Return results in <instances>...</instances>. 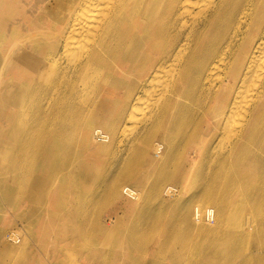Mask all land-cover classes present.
Segmentation results:
<instances>
[{
	"label": "bare ground",
	"instance_id": "1",
	"mask_svg": "<svg viewBox=\"0 0 264 264\" xmlns=\"http://www.w3.org/2000/svg\"><path fill=\"white\" fill-rule=\"evenodd\" d=\"M15 3L0 0V205H12L15 193L23 198L28 186L15 189L3 171L22 181L25 160L38 154L36 167L42 168L55 147H62V157L65 144L75 141L88 144L89 156L96 158L104 147L100 143L112 146L121 128L136 124L129 139L115 148L109 173L119 197L128 182L135 186L137 179L149 178L142 202L146 207L138 217L144 231L133 225L128 234L146 242L152 235L164 239L158 245L149 240L145 253L125 249L126 254L134 260L150 255V264H166L168 258L167 264H251L252 253L245 246L218 257L217 242L243 244L253 237L251 221L264 222V0H50L44 11L33 17L21 14L7 26L16 15ZM25 40L28 50L17 51ZM63 56L71 69L57 71L54 66ZM49 71L55 79L43 81L42 72ZM89 101L100 108L91 109ZM143 102L149 108L137 117ZM21 115L28 122L25 130L17 126ZM99 116L113 131L104 132L101 140L95 136L103 129ZM9 140L17 146L11 149ZM213 143H221L220 150ZM185 147L194 156H181ZM152 149L160 151L158 159L151 156ZM63 162L69 163L72 183L60 185L65 196L66 190L81 186L73 179L87 173L81 161L80 168ZM41 179L36 177L31 187L40 200L27 198L23 211L57 200L53 192L37 195ZM182 189L185 194L174 201L164 198L169 190L179 194ZM1 206L2 243L9 219ZM124 215L129 221L118 215L119 228L131 220V213ZM96 217L92 226L98 230L90 233V216L83 222L75 215L70 223L69 217L59 221L33 213L34 242L41 251L44 242L53 245L46 264L72 262L74 253L83 254V242L101 249L100 234L117 227ZM49 218L59 227L50 234L42 223ZM255 238L264 246V225ZM8 247L0 250V264ZM29 257L20 264H34ZM218 258L223 260L212 262Z\"/></svg>",
	"mask_w": 264,
	"mask_h": 264
},
{
	"label": "rangeland",
	"instance_id": "2",
	"mask_svg": "<svg viewBox=\"0 0 264 264\" xmlns=\"http://www.w3.org/2000/svg\"><path fill=\"white\" fill-rule=\"evenodd\" d=\"M50 2V0H16L14 9L17 11L15 16H11L8 19L7 26L10 25V22L12 20L18 21L21 18V14H25L27 16L33 17L36 12H42L45 9V6ZM1 19V18H0ZM10 21V22H9ZM19 23V22H18ZM23 28V29H22ZM19 29H22V33L24 34V25L23 21L21 20V23H19ZM28 41L25 40L24 43L21 45V47L17 48V51L20 50H28L27 46ZM3 46L0 45V48ZM11 47V46H8ZM16 51V52H17ZM65 56H63L60 59L59 65L54 66L55 70L57 71H66L71 69V62L67 59H64ZM54 69V68H53ZM56 75L52 74L51 71L47 75L42 72L41 79L43 81H52L55 79ZM86 100L84 101V103ZM90 108L95 110L96 108H100V104L95 101V103H92L89 101ZM149 105L141 103L139 107L137 108V117L143 116L148 110ZM32 110V109H31ZM101 116L98 117V122ZM96 117H91V120H95ZM17 126L20 130H25L28 127V122L24 120L23 115L19 117L17 120ZM100 123V122H99ZM103 129H100L97 131V135L99 139L101 140L103 133L106 134H112L113 131L110 133L109 129L105 127L102 123ZM136 130V124L127 126L125 129L121 128L117 136L115 138V143H112V146L109 143H100L101 146H104L103 148H100L96 158L90 157L88 152V144L83 145V143H66L65 151L67 154L60 157L62 152V147L57 146L54 149V154L50 153L49 157L50 161H47L46 163L42 164V168H37L36 165L38 164L36 161H40V157L38 154H35L30 157L29 162L25 160V169L22 175L23 180L21 178L12 179L9 175V171H3V174H7V182L10 183L12 187L15 189L19 186V184H22L23 187L28 184L27 187H25L24 190V197L21 198L18 193H15L11 199L12 205L9 206V202L6 201L3 206L2 211L3 214L9 219V225L5 227L2 230V233H4V239L2 243L0 244V250L2 251V247L4 245L11 246V249L9 252H3L1 256H3V259H5L4 264H11L14 261V264H20L23 262L28 256L31 263L34 264H46L49 263V256H50V248L53 246L49 245L47 242H44V247L42 248V251L40 250V243L34 242L33 235L36 234V223L32 220L33 213L41 215V216H56L59 218V221H62V218L69 217L70 223H73L74 220L72 219L75 215H78L81 217V220L83 222L85 221L86 217L90 216V223L91 227L89 229L90 233H95L98 230V227L92 226L93 221V215H97L96 219L99 220L102 224H105L107 227L116 226V230L110 232L109 234H100V248L97 250V246L95 244L89 243L91 246L95 247V249L86 247V243L83 242L85 247H82L81 250L83 251V254L79 255V253H74L73 257L74 259L72 262H69L67 264H150L151 256L149 255L148 259L144 258H138L135 262L134 257L131 255L129 256L126 254V250H130L133 254H137L140 250L142 253H145L149 250L150 242L158 243L161 239H164L162 236L152 235V237L146 242L143 240L142 236H129L130 227L135 226L136 229L139 231H144V224L141 218H138L142 216L145 210V205H142V202H144L145 194L149 192L150 186L146 183L149 178L146 176L140 179H137L135 181V186H131L130 183H127V186L122 190L123 196L119 197V190L114 189V178L112 179L109 171L110 166L112 165L110 162L113 159V157L116 154V147L119 144L120 141L129 139V137L133 134V132ZM103 131V132H102ZM96 132V131H95ZM14 139H15V133H13ZM104 136V135H103ZM13 139V142H14ZM45 139V137H44ZM10 141V140H9ZM7 143L8 146L13 149V147L17 146L18 143ZM123 145V143H122ZM213 146H217L220 150V146H222L221 143H213ZM99 148V146H98ZM97 148V149H98ZM186 149V150H185ZM102 150V151H101ZM185 152H184V151ZM183 150H181L183 153H180L181 156H187L192 157L195 153L190 150L189 147H185ZM160 151L152 149L151 150V156L154 159H158L156 155L160 156ZM153 154V155H152ZM190 155V156H189ZM63 161L73 162L74 164H78V162H83L84 167L86 166L85 172L87 175L83 174V177L80 178V180L73 179L74 184H81L80 187L77 189L74 187V190L71 191L70 189L67 191L65 188L63 190H66V195L64 196L61 192V184L71 186L72 183L70 181V171L67 169L69 166V163H65ZM27 162V163H26ZM62 162V163H59ZM80 164H78L79 167ZM52 166V167H51ZM53 169H56L55 172H51ZM80 168V167H79ZM51 172V173H50ZM139 172H142L140 169ZM40 175V176H38ZM30 177H34L30 179ZM36 177H41L42 179V186L40 193L37 195H49L52 192L55 194L58 191V197L57 200L53 201H45L43 202V205L37 207L36 211H32L30 209H26L23 211V208L26 207V199H32L31 201L38 202L40 200L34 193V191L31 189L34 184V179ZM187 179L184 180V185H187ZM3 181V180H2ZM2 181L0 182V186L2 184ZM79 181V182H78ZM73 184V185H74ZM101 186L102 189L98 190L97 186ZM146 192H143L145 191ZM33 193H32V192ZM68 194V195H67ZM184 189L177 194L173 190H169L165 193L164 198H167L168 201L172 202L175 200L176 196L184 195ZM173 195V196H172ZM67 197V202H65ZM149 197V195H148ZM169 197V198H168ZM78 199V200H76ZM69 200V201H68ZM17 201V204L15 203ZM59 201L61 203L66 204V207L62 206V204L57 205V202ZM71 201V202H70ZM19 202V203H18ZM73 202V203H72ZM15 203V204H14ZM149 203V200H148ZM13 206V207H12ZM17 207V208H16ZM65 209H64V208ZM70 208L71 211L66 210V208ZM77 209V210H76ZM23 211V212H22ZM131 213V220L128 224L123 225L122 228H119L120 222L117 219V216L119 215L120 219H125L128 223V216L126 217L124 213ZM22 213V214H21ZM262 214V213H261ZM264 214V212H263ZM123 215V217H122ZM122 217V218H121ZM210 225L212 224L213 218H209L207 220ZM45 229L48 234H50L51 231H55L57 226H54L56 223L54 219L49 218V221H43ZM214 223V221H213ZM253 225H250L251 230H249V233L251 231V235L253 237L249 241H246L243 244L237 243L234 244L232 247L227 246L228 241H219L217 242L218 247L221 250H218V257H223L222 252L228 251V249L236 250L238 248H241L242 246H245V248H248V250L252 253L251 258V264H257L258 259H260L261 264H264V246H262L261 242L257 241L255 238L256 230L259 228V226H263L264 222H261L260 220H253L251 221ZM137 225V226H136ZM6 230V231H5ZM15 231V232H14ZM17 233V234H16ZM25 233V234H23ZM42 231L40 232V234ZM13 234L16 235L17 241H13ZM23 236V237H22ZM27 236V237H26ZM31 238H30V237ZM149 237V235H148ZM42 236L36 237L37 241L41 239ZM7 243V244H6ZM14 243V244H13ZM39 248H38V246ZM152 244V243H151ZM37 247H36V246ZM158 245V244H156ZM14 246V247H12ZM18 246V247H17ZM65 246V244H64ZM36 247V248H35ZM224 248V249H223ZM34 250V252L31 254V252ZM93 250H97L95 254L90 255L93 253ZM74 249L72 248V252ZM35 254V255H34ZM104 256H103V255ZM5 255V256H4ZM13 255V256H12ZM22 255V256H21ZM24 255V256H23ZM102 255V256H101ZM24 257V259H23ZM127 258V260H126ZM104 259V260H102ZM130 260V262L128 261ZM230 259V258H229ZM115 260V261H114ZM223 259L218 258L217 260L212 259V262H221ZM101 261V263H100ZM140 263H139V262ZM148 261V262H147ZM170 259H166L165 263H169ZM233 263H236L233 261Z\"/></svg>",
	"mask_w": 264,
	"mask_h": 264
},
{
	"label": "crops",
	"instance_id": "3",
	"mask_svg": "<svg viewBox=\"0 0 264 264\" xmlns=\"http://www.w3.org/2000/svg\"><path fill=\"white\" fill-rule=\"evenodd\" d=\"M54 196H57L58 197V191L55 193V195Z\"/></svg>",
	"mask_w": 264,
	"mask_h": 264
}]
</instances>
